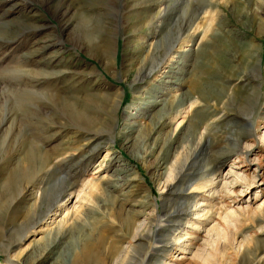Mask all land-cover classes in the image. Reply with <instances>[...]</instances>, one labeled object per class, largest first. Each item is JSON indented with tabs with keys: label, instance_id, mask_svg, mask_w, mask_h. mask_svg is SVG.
Masks as SVG:
<instances>
[{
	"label": "rangeland",
	"instance_id": "obj_1",
	"mask_svg": "<svg viewBox=\"0 0 264 264\" xmlns=\"http://www.w3.org/2000/svg\"><path fill=\"white\" fill-rule=\"evenodd\" d=\"M172 40L156 72L135 81ZM256 56L259 74L246 67ZM246 69L261 88L254 114V84L238 81ZM199 74L205 96L186 119L195 124L200 110L208 121L223 115L168 188L166 167L181 145L193 147L194 132L186 137L182 116L162 117L152 131L149 119L156 122L162 104ZM227 93L233 99L224 105ZM86 106L88 125L78 117ZM250 119L253 132L243 123ZM85 129L103 135L97 145ZM263 132L264 0H0V264H111L110 246L133 242L136 223L149 226L151 249L162 239L158 220L185 215L190 193L201 217L189 219L201 226L185 224V246L172 249L167 263L257 264L264 255ZM243 133H252L244 140L252 145L248 160L221 159ZM231 165L248 180L261 177L230 193L222 183L231 188ZM212 176L219 194L206 186ZM226 211L236 212L233 226L221 219ZM214 222L226 239L213 242L207 229ZM85 239L93 248L78 261ZM149 248L127 264H155Z\"/></svg>",
	"mask_w": 264,
	"mask_h": 264
},
{
	"label": "bare ground",
	"instance_id": "obj_2",
	"mask_svg": "<svg viewBox=\"0 0 264 264\" xmlns=\"http://www.w3.org/2000/svg\"><path fill=\"white\" fill-rule=\"evenodd\" d=\"M189 24L191 25V23H189ZM208 27L209 26L207 25L206 27L203 28V35L207 29L209 30ZM197 28H200V25H195L194 30L196 31ZM174 45H175V42H174V40H172L169 43H167V45L165 46L164 53L162 56H159V57H157V56L153 57L152 56L151 64L148 67H142L137 72L135 81L142 82V81L146 80L147 78L151 77L154 74V72H156L155 70L160 65L161 61H163L167 57V55H169L170 52H172ZM255 59H256L255 61L250 62V63H249V60H247L248 62H246V64H247L246 67H247V69L250 68V69L255 70L254 72L256 74H259V68H260L261 60L257 56L255 57ZM247 69H246V72H242V74L238 77V81H240V82L245 81L246 83L250 82V84H254L253 90H254L255 96H253L251 98V100H252L251 105L253 106V114H254L255 105L257 103V98L259 97V93H260L259 90L261 88H260V84L258 82H256L252 77H250L249 73H247L248 72ZM253 70H252V72H253ZM200 78H202L201 75L200 74L197 75V79L190 82L189 89L181 92L178 96L174 95V98L171 100V102H169L168 105L162 104V106L158 110V112H159L158 116H155V118L157 119L156 122H153V119H151V118L149 119L150 126H151L150 131H152L157 126V122L161 121L160 119L162 117L168 118V120L171 122V120L172 121L175 120L178 116H182V119L180 120V124L183 123L182 121H184L185 127H186L185 128L186 129V137H191L193 135V134L191 135V131L194 132L195 143H194L193 147L187 148L186 145H181V150L174 157V159L169 163L168 167H166V178L167 179H165L166 180L165 181V187H168V188L171 185L175 184V180H177L176 175H175L176 174L175 171H177L179 166L184 167V164L187 163L188 156L196 153V151L199 150L198 148L202 144V142L204 141L203 140L204 137H210L211 130L215 129L214 126L218 125V123H215V121L222 118V115H223V114H219L217 117H215L211 121H208V119L205 117V112L203 110H200L197 112L198 114H196L197 117L195 116L197 119V122L195 124H192L190 119H188V120L186 119L187 117H189V113L191 111L192 106L198 102L197 101L198 99H202V97L205 96L203 84L201 83V80H198ZM175 83H178V82L176 81ZM256 95H257V97H256ZM231 99H233V95L231 93H227V95H225L223 98V100H224L223 104L228 105L230 103ZM114 101H118V100H114ZM89 103H91V102H89ZM116 104H118V102H116ZM114 106H115V104H114ZM82 110L80 112H82L83 114L80 113L78 116L79 121L81 123L85 122L88 125L89 121L91 120V118L89 117L88 111H87L88 107L86 106V108H83ZM250 120H252V121H250ZM250 120L249 121L243 120V123L248 125V130L250 132H253L257 129V122L254 119H250ZM84 131L89 133V137H87V138L91 139L92 143L96 142V145H97L98 144L97 141H99L102 134L95 132L96 130L95 131L93 130V132H91V130L85 129ZM87 133L84 136H87L88 135ZM244 134L245 133L241 134L239 137V140L235 141V142H237L235 145L236 146L235 149L224 150V154L222 155L221 159H228L234 155L235 159L238 161H247L248 160L247 156L249 157V154L251 153V150H252L251 146L252 145L246 144V141H244V140L249 138V136H251L252 133H250V135H246V134L244 135ZM260 141L264 142V132L260 136ZM242 142H244L243 145H241ZM202 145H204V144H202ZM235 161H233L234 164H235ZM257 166L259 167V165H257ZM181 171L179 170V173ZM227 173L230 176H232L231 181H229L231 183L230 184L231 188L227 187L228 185L225 183V181H223L222 186L224 187V189L226 191H228L230 193H233L232 185L237 184V185H240L244 189H249V187L252 184L256 183V181L258 180L257 178L261 177L260 174L253 173V175L250 177V180H248L247 175L239 174V172L234 170L232 165L230 166V169L228 170ZM205 182H206V186L209 187V190L211 189V192L219 194L220 190L217 188L214 189L216 182L214 181L213 176L207 177ZM241 191H243V190H241ZM79 193L80 192H77V198L80 196ZM187 197H188L187 199L189 200L190 203H187V206L185 205L186 206L185 207V215L180 216L179 214L175 213L176 211L175 212L173 211V213H171V214L169 213V215H165V217L168 220H165V219L164 220H161V219L158 220V224L156 225L157 229L155 232V236H158L160 233L162 239L159 241L154 240V244L151 247V249L148 246V242H146V238H148L149 234L151 233L149 226L147 228L142 227V226L140 227V223H136L137 225H135L136 227L133 231L134 234L132 235V239H133L132 241L133 242L127 243L126 245L120 244L118 246V245L112 244L110 246L111 264H127V263H129V260L132 259V253L137 251L140 248H142V249H148L149 248V251L147 250V260H151V259H149V256L150 257L154 256L155 257V264H169L166 261V256L171 252V250L176 248V247H182V246L184 247L185 246L184 245L185 244L184 242L186 240L185 238H187L186 236L188 235L187 227L185 224L186 223H189L191 225L193 224V226L197 227V228L199 226H201L199 224H196L195 222H192L193 219H189V218H191L190 217L191 214L196 215V217H195L196 219H199L201 216L198 213L199 211H196L199 208L196 209L197 203L194 201L195 200L194 195L192 193H190ZM40 198H41V200L38 204V208H43L44 207L43 198H42V196ZM61 198H62V196L59 197V194H58L54 198V201H52L49 205H47L45 207V209L42 211V213H43L42 217L48 215L53 210L54 205L57 204L61 200ZM192 200H193V203H192ZM162 201L164 202L163 198H162ZM54 214H56V213H54ZM235 214H236L235 211H229V212L226 211L221 216V219L224 222L226 227L233 226L232 222H233L234 216H236ZM40 219L37 222H39ZM152 220H154V219L152 218ZM163 221H164V223H163ZM165 221L168 223H166ZM201 222L202 221H200V223ZM144 230H145V232H144ZM177 231H179V232H177ZM207 233H209V234L213 233L214 234V237H216V238H214L213 242H215V239L217 240L220 237H225V239H226V235H227V231H225L224 227H222L218 222H214L207 229ZM184 235H186V236H184ZM99 238H100V236H99ZM144 247H146V248H144ZM92 248H93L92 239H90V240L85 239L84 242H82V245L78 247V251L76 253V257H77V259H79L78 261L83 260V259L85 260L89 256V253L92 250ZM237 249H238V252H241V250H242L241 244L238 245ZM153 251L155 252V254H153ZM156 252L158 254H156ZM257 261H258L257 264L260 261H264V255L261 256L260 259H258Z\"/></svg>",
	"mask_w": 264,
	"mask_h": 264
}]
</instances>
